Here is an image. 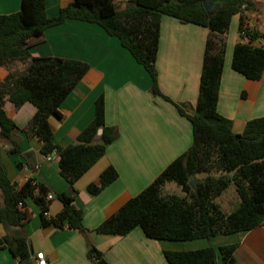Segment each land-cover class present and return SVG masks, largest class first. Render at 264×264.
I'll use <instances>...</instances> for the list:
<instances>
[{
  "label": "trees",
  "instance_id": "1",
  "mask_svg": "<svg viewBox=\"0 0 264 264\" xmlns=\"http://www.w3.org/2000/svg\"><path fill=\"white\" fill-rule=\"evenodd\" d=\"M203 2H207L206 7ZM210 4L214 9L209 11ZM253 8L251 0H127L124 9L118 10L115 0H73L56 15L48 16L45 0H20L18 11L0 14V65L7 67L15 61L25 64L23 70L9 72L0 82V139H11L16 128L4 110L6 98L15 107L26 102L34 105L36 111L22 131L38 139L44 156L57 153L59 174L70 186L104 155L107 145L118 137V130L105 124L104 96L99 94L94 117L77 134L76 142L64 147L53 142L48 118L59 116L60 104L90 66L74 58L32 56L28 40L41 36L45 29L67 19L98 24L107 34L116 36L146 70L152 81L151 94L172 103L192 125L191 145L94 229L84 227L82 209L75 206L74 196L65 192L56 194L61 210L47 218L48 188L31 178L17 186L0 165V223L6 229L16 228L12 234L0 236V250L8 249L17 264L30 257L28 241L18 229L27 219V199L37 205L42 226L52 223L60 227L66 223L77 230L85 239L87 257L93 264L109 263L90 242L92 231L125 235L139 226L152 240L187 241L211 240L264 225V115L249 119L243 131L235 133L231 119L217 111L225 33L233 15L241 14L240 40L233 48L232 68L249 80H259L264 72V31L248 26L242 15ZM162 15L208 29L195 107L175 102L159 89L155 60ZM9 151L17 152L18 146L13 144ZM198 174L205 176L198 178ZM117 176L115 168L107 166L99 174L98 183H89L86 190L98 194ZM168 182L178 185L185 195L163 193ZM230 183L239 201L225 213L214 199ZM237 246L233 242L217 248L208 245L194 250H164L163 254L168 264H215L218 258L222 264H236Z\"/></svg>",
  "mask_w": 264,
  "mask_h": 264
},
{
  "label": "crops",
  "instance_id": "2",
  "mask_svg": "<svg viewBox=\"0 0 264 264\" xmlns=\"http://www.w3.org/2000/svg\"><path fill=\"white\" fill-rule=\"evenodd\" d=\"M73 0H45L48 16ZM127 0H115L118 10ZM253 10H245L248 26L264 31V0H251ZM20 0H0V14L18 11ZM239 13L232 16L225 33V52L218 91L217 111L231 119L232 131L241 133L249 119L264 115V72L259 80L246 79L231 66L238 34ZM206 27L181 23L175 17L162 15L159 26L155 66L160 91L175 102L195 107L202 66ZM32 56H57L85 61L90 68L60 104L59 116L48 118L52 140L64 147L76 142L77 134L94 117V102L104 96V121L116 126L118 137L107 145L104 155L96 161L72 186L59 174L58 155L49 158L40 152L36 137L28 136L23 127L36 111L29 102L15 107L7 98L4 110L16 124L11 139H0V165L6 176L17 186L31 178L48 188L52 199L49 217L62 208L56 197L59 192L74 196V204L82 209V223L94 229L115 213L129 198L137 195L192 142V125L176 107L150 92L151 78L136 62L116 36L96 23L67 19L49 27L38 37L28 40ZM19 61L0 65V82L9 72L23 70ZM13 144L17 152H10ZM113 166L117 178L98 194L87 192L89 183H98L99 174ZM2 201L0 192V202ZM27 219L18 229L26 237L32 252L43 251L46 264H93L87 257L83 236L64 223L57 227L42 226L39 209L26 200ZM16 228L6 229L0 223V236L12 234ZM36 236L35 241L33 237ZM220 242V235L211 240L187 241L152 240L137 226L125 235L89 233L90 242L99 249L109 264H168L164 250H194L211 245L237 242L234 251L236 264H264V225L229 235ZM28 238H31L30 240ZM232 238V239H231ZM0 264H17L8 249L0 250ZM23 264H34L32 255ZM215 264H222L220 258Z\"/></svg>",
  "mask_w": 264,
  "mask_h": 264
},
{
  "label": "rangeland",
  "instance_id": "3",
  "mask_svg": "<svg viewBox=\"0 0 264 264\" xmlns=\"http://www.w3.org/2000/svg\"><path fill=\"white\" fill-rule=\"evenodd\" d=\"M205 174H198V178H203ZM163 193H169V194H175L177 196H184L185 193L181 190V188L176 185L174 182H168L163 188ZM214 201L221 207V209L225 213L231 212L238 204V196L237 193L235 192V188L232 183L220 194L218 197L214 199ZM231 234L228 235H220V239L218 241L220 242H225ZM29 240L31 238H28ZM33 239L36 241L37 237L34 236ZM232 239V238H231Z\"/></svg>",
  "mask_w": 264,
  "mask_h": 264
},
{
  "label": "built area",
  "instance_id": "4",
  "mask_svg": "<svg viewBox=\"0 0 264 264\" xmlns=\"http://www.w3.org/2000/svg\"><path fill=\"white\" fill-rule=\"evenodd\" d=\"M261 44L264 45V42L261 41ZM50 155H47V157L49 158ZM29 179V178H28ZM28 179H25V181H27ZM24 181V182H25ZM47 199H52V194H47L46 196ZM18 207L22 208V203L19 202L18 203ZM44 215L49 218V214H48V211H45L44 212ZM32 257H33V260H34V264H46V258H45V255H44V252L43 251H36L32 254Z\"/></svg>",
  "mask_w": 264,
  "mask_h": 264
},
{
  "label": "water",
  "instance_id": "5",
  "mask_svg": "<svg viewBox=\"0 0 264 264\" xmlns=\"http://www.w3.org/2000/svg\"><path fill=\"white\" fill-rule=\"evenodd\" d=\"M203 4H204V6L206 7L207 2H203ZM213 9H214V7H213L212 4H210L209 8H207V10H209V11H210V10H213ZM97 134H98V136H100V134H101V130H99ZM192 186L195 187V182H194V181H192ZM29 254H30V255L33 254L31 248H29Z\"/></svg>",
  "mask_w": 264,
  "mask_h": 264
}]
</instances>
